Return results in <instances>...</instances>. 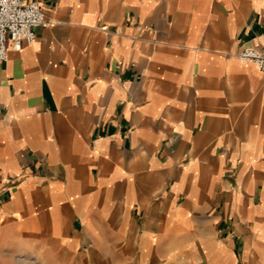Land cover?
<instances>
[{
	"label": "crops",
	"instance_id": "obj_1",
	"mask_svg": "<svg viewBox=\"0 0 264 264\" xmlns=\"http://www.w3.org/2000/svg\"><path fill=\"white\" fill-rule=\"evenodd\" d=\"M0 69V264H264V0H27Z\"/></svg>",
	"mask_w": 264,
	"mask_h": 264
},
{
	"label": "built area",
	"instance_id": "obj_2",
	"mask_svg": "<svg viewBox=\"0 0 264 264\" xmlns=\"http://www.w3.org/2000/svg\"><path fill=\"white\" fill-rule=\"evenodd\" d=\"M47 17L40 3L27 0H0V69L8 60L10 51H20L25 45L37 41L36 30L57 25ZM238 57L245 63L256 65L264 73V48H245Z\"/></svg>",
	"mask_w": 264,
	"mask_h": 264
}]
</instances>
